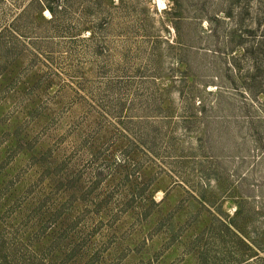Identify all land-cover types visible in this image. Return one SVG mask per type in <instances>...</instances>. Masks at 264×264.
<instances>
[{
	"label": "rangeland",
	"instance_id": "obj_1",
	"mask_svg": "<svg viewBox=\"0 0 264 264\" xmlns=\"http://www.w3.org/2000/svg\"><path fill=\"white\" fill-rule=\"evenodd\" d=\"M99 2L57 70L0 54V264H264V0Z\"/></svg>",
	"mask_w": 264,
	"mask_h": 264
},
{
	"label": "trees",
	"instance_id": "obj_2",
	"mask_svg": "<svg viewBox=\"0 0 264 264\" xmlns=\"http://www.w3.org/2000/svg\"><path fill=\"white\" fill-rule=\"evenodd\" d=\"M4 1L8 2V0ZM13 1V6L16 5V1L19 2V0ZM66 3L60 1L58 5H55L52 0H32L31 4L36 6L38 11L37 18L36 14H33V20H29L26 17V8H23L10 24L0 21V54L6 53L14 60L20 57L35 59L44 62L45 68L51 71L57 70L56 56L68 53L66 50L76 56L77 49L82 43L80 40L83 39V32L90 31V36L95 38L94 29L97 26L94 25L100 2L99 0H76L72 4L78 9H75L73 14H69L70 6ZM64 46L70 47L63 49ZM259 50L264 52V42ZM73 78L76 79V77ZM108 116L111 117L110 114ZM142 146L146 147L144 144ZM240 241L243 242L242 236Z\"/></svg>",
	"mask_w": 264,
	"mask_h": 264
}]
</instances>
